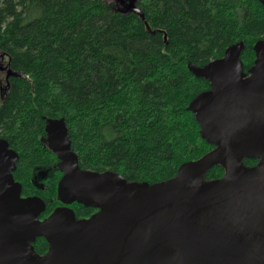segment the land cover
I'll return each mask as SVG.
<instances>
[{
    "label": "trees",
    "instance_id": "1",
    "mask_svg": "<svg viewBox=\"0 0 264 264\" xmlns=\"http://www.w3.org/2000/svg\"><path fill=\"white\" fill-rule=\"evenodd\" d=\"M123 12L104 0H0V55L21 77L0 73V140L19 155L14 180L23 198L46 203L41 219L62 206L63 174L48 145V119L64 120L81 168L114 171L156 184L213 150L189 109L210 81L203 67L243 43L244 72L264 42L259 0H137ZM9 83V86H8ZM258 159H246L255 166ZM47 169L44 187L35 172ZM215 166L205 180L224 176ZM78 220L96 209L74 203ZM38 238L34 249L47 253Z\"/></svg>",
    "mask_w": 264,
    "mask_h": 264
},
{
    "label": "water",
    "instance_id": "2",
    "mask_svg": "<svg viewBox=\"0 0 264 264\" xmlns=\"http://www.w3.org/2000/svg\"><path fill=\"white\" fill-rule=\"evenodd\" d=\"M129 11L145 20L137 7ZM244 48L234 45L203 67L189 64L196 77L210 81L211 90L189 109L214 148L167 181L149 184L81 168L65 121L48 119V145L63 174L62 206L41 219L46 203L21 196L13 177L19 155L1 139L0 264H264V42L255 45L249 72L240 58ZM4 59L0 55L6 79L21 77ZM246 159L258 163L246 166ZM215 166L224 176L205 180ZM74 203L97 212L78 220ZM38 238L49 244L44 255L34 249Z\"/></svg>",
    "mask_w": 264,
    "mask_h": 264
},
{
    "label": "rangeland",
    "instance_id": "3",
    "mask_svg": "<svg viewBox=\"0 0 264 264\" xmlns=\"http://www.w3.org/2000/svg\"><path fill=\"white\" fill-rule=\"evenodd\" d=\"M107 4H109L111 7H114L116 9H119L123 12H128L131 8H134L136 7V2L137 0H104ZM4 65H6L5 62H3ZM4 74H1V76H3L4 78ZM49 130H54V127L49 125ZM48 171L47 169H38L36 172H35V177H34V183L37 185V186H40V187H44V183H43V177H45L47 174H48Z\"/></svg>",
    "mask_w": 264,
    "mask_h": 264
},
{
    "label": "flooded vegetation",
    "instance_id": "4",
    "mask_svg": "<svg viewBox=\"0 0 264 264\" xmlns=\"http://www.w3.org/2000/svg\"><path fill=\"white\" fill-rule=\"evenodd\" d=\"M4 62H5V60H4ZM5 63H6V62H5ZM0 73H1V74H4V73L7 74L6 72H0ZM56 157H57V156H56ZM58 160H59V159H58ZM42 188H43V187H42Z\"/></svg>",
    "mask_w": 264,
    "mask_h": 264
}]
</instances>
